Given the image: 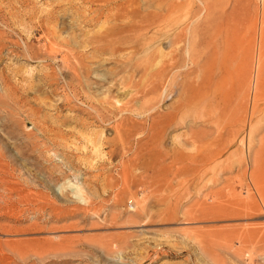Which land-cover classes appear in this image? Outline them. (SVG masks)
Masks as SVG:
<instances>
[{
	"label": "rangeland",
	"instance_id": "1",
	"mask_svg": "<svg viewBox=\"0 0 264 264\" xmlns=\"http://www.w3.org/2000/svg\"><path fill=\"white\" fill-rule=\"evenodd\" d=\"M241 2L0 0V264H264L212 201L264 126Z\"/></svg>",
	"mask_w": 264,
	"mask_h": 264
},
{
	"label": "bare ground",
	"instance_id": "2",
	"mask_svg": "<svg viewBox=\"0 0 264 264\" xmlns=\"http://www.w3.org/2000/svg\"><path fill=\"white\" fill-rule=\"evenodd\" d=\"M251 5L252 3L250 0H242L241 2L240 7L243 9L244 13L242 20L244 28L243 37H248L249 39L248 42L242 43V47L239 45V48L242 50L244 58H246V65L249 70V62L253 57L257 63L259 71V67H261L260 62L264 63V0H258L256 10H250ZM254 29L257 32L255 39L252 38L254 35H251L252 30ZM248 68L244 72V75L247 74ZM253 72L256 80L259 76L257 69L255 68ZM248 74L246 75L247 77ZM256 85L255 81L254 86ZM254 115L255 113L251 108L248 111V123H246L245 127L246 137L247 140L249 139V143L245 142L246 155L244 160L238 166L236 174L232 176V178L220 177L222 179V184H220L221 187L219 189H214L212 201L220 206L223 203L231 206L232 208L229 209L235 210L237 212L235 217L238 218H257L262 215L261 219L263 221L261 223L254 224V227L253 225L251 227L249 226L250 228L246 226L248 229H242L243 231L241 230L240 233L237 232L239 235L238 241L236 240L238 243H236L245 248L248 247L253 257L262 258V261L264 262V126L251 125L253 124ZM234 137H236L235 132L232 135V138ZM231 179L233 180V183L231 182ZM225 189L228 190L227 193H224ZM242 193H244L245 196ZM222 232L223 231L218 230L216 233L218 235H223ZM234 232L236 233V231ZM224 246L225 245L221 244L220 248H223ZM251 264H253V261Z\"/></svg>",
	"mask_w": 264,
	"mask_h": 264
}]
</instances>
